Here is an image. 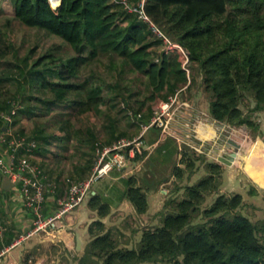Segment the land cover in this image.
Here are the masks:
<instances>
[{"label": "trees", "instance_id": "1", "mask_svg": "<svg viewBox=\"0 0 264 264\" xmlns=\"http://www.w3.org/2000/svg\"><path fill=\"white\" fill-rule=\"evenodd\" d=\"M144 9L170 40L188 51L189 67L197 64L203 91L209 94V118L219 123L244 125L260 133V122L254 121L252 114L264 112V0H145ZM11 12L21 24L59 37L73 51L66 59L50 51L28 65L33 48L21 59L23 67L16 66L21 74L19 86L38 82L41 92H49L51 96L35 97V106L28 105L24 109L21 106L16 115H49L51 104H60L71 92L83 96L76 115L97 114L104 100L102 88L91 80L74 83L70 79L101 55L120 58L131 70L146 78L149 94L140 106L160 98L163 93L188 89L192 82L181 68L180 55L154 49L159 47L158 40L117 3L61 0L57 8H52L47 0H11ZM10 80L14 77L0 74L2 111L8 109L11 101L20 104L17 96L9 101L3 98L5 85ZM30 97L23 96L22 100L29 101ZM65 124L60 127L62 130L67 128ZM38 128L29 136L37 142L35 152L43 153L46 149L38 145L42 142V128ZM150 129L159 136L158 128ZM48 142L45 140L43 144ZM169 143V138L164 139L157 143L155 151L164 150L166 156L176 154L179 150ZM180 152L183 167L174 166L172 170L177 179H181L185 171L187 177L192 174L196 162L202 158L184 149ZM145 153V149L140 154L135 153L134 160ZM206 168L207 175L192 185L183 186L179 200L175 201L174 197L165 200L157 213L160 224L152 230H143L136 248H117L109 230L101 232V218L109 213L110 203L98 193L89 194L86 205L96 211L99 219L87 227L91 240L76 264H85L87 259L90 264H264V217L252 222L242 215L238 209L243 197L239 193H219L203 208L206 195L219 184V166L206 163ZM119 181L123 185L120 198L127 200L136 213H145L148 202L143 184L133 176ZM175 189L173 192H177ZM247 193L255 195L257 189L250 185ZM47 210L45 207V214ZM198 216L201 221L194 223Z\"/></svg>", "mask_w": 264, "mask_h": 264}, {"label": "rangeland", "instance_id": "2", "mask_svg": "<svg viewBox=\"0 0 264 264\" xmlns=\"http://www.w3.org/2000/svg\"><path fill=\"white\" fill-rule=\"evenodd\" d=\"M3 29L6 30V38L14 45V47L8 49V55L4 58V60L0 57V73L2 72L14 77V80H10L6 83L3 98L4 100L9 101L11 100V97L17 96L20 100V106L23 107H21L22 109L28 105L35 106L37 103L35 97L45 98L50 97L51 95L49 92H41L38 87V82H29L19 86L18 81L20 80L21 74L19 68L17 67H23L21 59L24 58L30 49H33L34 47V52L32 55H29V60L27 61L28 65H30L37 57L50 51L54 53L55 56L63 59L72 56L73 51L59 37L47 34L42 29L29 28L20 24L15 18H13L11 12V0H0V30ZM154 49L158 52L160 51V47H154ZM177 61L179 63V60ZM193 64L194 65H190V67L188 65V71H185L187 72V77L192 80L189 88H183L182 90L175 91L170 95V98H172L175 94L176 98V102L171 106V109L175 108V106H178L182 102H186L187 106H178V110L171 115V119L167 123V127L165 129L166 132H164L171 133V128L174 127V133L177 140L183 141V139H185L184 141H186L188 145H191L190 149L187 151L195 157L202 155V158L200 157L201 160L196 162V169L188 177V172L185 171L182 173V180L178 179V183L181 184L179 185L180 187H177V189H175L176 187H162V190L164 189V194L162 195L157 193L159 200L154 201V204L150 206V209L147 208V212L138 214L130 206H126L125 208L119 207V209L110 208L109 213L101 218V221L103 222V229L101 232L104 233L109 230L110 237L115 241L117 248H136L142 231L147 229L152 230L155 226L160 224L157 211L162 209L165 200L169 197H174L175 201L179 200L183 196L182 186L192 185L208 174L206 163H214L208 161L204 162L206 161V158L208 159V157H210L212 161H215V163L219 166V174L217 175L219 178V184L216 190L206 195L202 207L204 208L209 206L214 197L219 193L226 195L239 193L243 197L242 205L238 209L242 215L249 218L252 222H256L264 217V187L259 188L257 186V194L249 195L247 190L251 184L248 182L249 179L240 171L242 169L240 168L241 164H239V162H235V164H233L235 157L230 164L221 160L222 158L227 160L224 156L227 154L229 155L234 150L236 151V155L237 152H240L241 150H243L242 154H245L249 147L251 149V154L250 156L247 155L245 157L247 162L245 167L247 169H250V165L252 163H262L264 161V112L259 111L252 114L253 120L260 122V133L259 131H253L246 128L244 125L234 126L222 123L224 127L221 128L213 123V125L216 126V138L214 137L212 140H200L197 138V132H195L196 120L198 118L199 120H209L207 111L209 94L203 91V87L201 85V73L198 70L197 64ZM86 80H91L94 85L102 88V96L104 100L100 105L97 114L86 113L76 115V107L79 100L83 96H78V98L68 96L66 100L58 105L51 104L53 111L49 115H44L42 117L32 115L26 117L25 115L17 113L13 119V121L16 120V122H12L11 125L16 132L22 131L25 135L35 134L36 130L39 129L38 126L42 128V133H40L42 137H40L42 144L38 143V145H40V148L48 151L44 155L47 163L51 165L57 164L55 165L56 168L52 166L50 170L55 172L60 170V174H54L55 178L58 180L60 178H65L66 176L78 179V175L74 173L76 172L75 166L82 163L85 164L87 163L86 161L92 162L95 159L93 163L94 165L103 146L104 148L109 147L119 138L132 140L138 137V129L140 131L141 125L146 123L143 115L147 113L150 118L153 115V109L157 108L160 104L159 102H167L168 100V98L164 100H162V98L161 100H158L157 98L154 101H146L142 106H140L141 101H144L145 97L149 94L146 78L142 74L131 70L127 64H124V62L122 63L121 59L117 57H111L108 55L99 56L97 59L92 60L88 65L81 67L78 75L75 78H71L70 82L81 83ZM28 95L32 97H30L31 99L29 101L22 100L23 96ZM39 106L40 105L38 104L37 107ZM35 110L39 113L38 108ZM166 117L167 116H165V118ZM184 121H186L185 133L187 132L188 134L186 137L178 134L179 131L176 128V125H179L178 123H182ZM65 123L67 124V128L62 130L60 127ZM227 128L229 129L228 131ZM158 129L160 133L159 136H161L163 132L160 131V128ZM199 131L202 138H207L209 137V134L212 133V129L210 127L207 128V131L206 129L200 127ZM114 135H116V137H114ZM48 136L51 137L48 138ZM227 139L234 141L238 146L234 147V145L231 144L230 146H226V144H229ZM45 140L49 141L46 146L43 144ZM138 141L139 143H137L136 146L139 149L140 145H142V136L137 138V142ZM91 143L95 144L94 147H91L93 150L89 147ZM45 147L50 150H47ZM96 147L98 151L95 150ZM34 151L32 153H34ZM122 151L126 152V149L123 148ZM138 153L140 154L141 152ZM157 153L159 152H154V154ZM159 154L156 155V157L165 164L168 157L164 154ZM180 154L182 153L180 152ZM242 154L239 156L240 160L238 159V161L242 160ZM134 162L135 163L129 165L127 161L125 165L119 169H124L126 167V174L136 173V176L134 177L138 181L140 177L138 176V173H141L143 167L145 168V165H142L140 170L138 168L141 163H138L137 165L136 161ZM127 165L129 166L127 167ZM263 166L264 163L262 168H260L261 174L258 175V180L256 182L254 181L261 186H264V182L261 183V179L264 177ZM46 167L48 168L47 165ZM117 170L118 169L114 171L118 172ZM149 172H152L150 178V182L152 184H154L155 180L162 178V175H156L158 172L157 166H152ZM64 173H68L69 175H64ZM253 173L255 174L254 170ZM114 175L117 174L115 173ZM111 176H113V173H109L108 171V173L100 180L104 177L107 179ZM99 182L100 186H95V183L92 186L99 187L100 190L103 189V191H108V189H110L108 185L109 181L103 180L102 182ZM254 182L252 183L254 184ZM157 186L158 187L155 185V187H153L155 190L154 192H157L160 189L159 185ZM174 189L177 190V192H173ZM9 190L13 191V188ZM9 190L2 191L7 193ZM167 190H170V192H167ZM105 193L108 194L109 192ZM151 203H153V201H151ZM87 208V205L86 207H82V209ZM75 211L77 212V209ZM86 213L87 214L82 217V224L77 225L76 229L72 231L73 242L71 248H64L54 236L41 232L38 236L40 235L39 239L42 237L43 240L39 241L38 238H36V240L34 237L37 235L24 240L21 244L8 251L3 259L4 262L12 264L15 259H18L24 248L21 261L23 264H76L77 259L85 252L86 246L91 240V235L88 234L87 227L92 221L99 219V216L94 210L89 209ZM64 221L65 218L61 220L63 225ZM193 221L194 223L201 221V216H198ZM76 234L80 239L78 246H75ZM85 264H90V260L87 259ZM139 264L147 263L142 262Z\"/></svg>", "mask_w": 264, "mask_h": 264}, {"label": "built area", "instance_id": "3", "mask_svg": "<svg viewBox=\"0 0 264 264\" xmlns=\"http://www.w3.org/2000/svg\"><path fill=\"white\" fill-rule=\"evenodd\" d=\"M109 1L119 4L126 13L133 15L136 21L144 25L150 36L158 40L161 51L177 52L181 58V68L188 71V51L170 40L150 18L144 9L145 0L134 2L130 0ZM175 102V94L172 98H168L167 102H159L157 108L153 109V115L146 123L141 125V131L144 132L154 126L160 128V131L164 134H168V132L165 133V129L171 115L178 110V106H187L186 102H182L171 109ZM20 107V104L14 100L6 111L0 110V127L2 128V131L0 130V176L8 177L12 183L11 188L17 191L20 197L22 208L30 213L32 218L30 227L26 232L18 235L8 246L0 248V264L8 251L24 240L41 232L52 233L60 230L62 227L61 220L89 196L94 183L99 181L111 169H119L124 166L128 158L134 157L135 153L141 152L143 149L142 145L139 149L136 146L139 143L137 138L141 135L132 140L119 138L111 146L101 149L89 175L77 181L67 179L69 183L64 193L56 199L55 209L50 214H43L42 206L45 195L55 194L57 185L54 179L49 177L43 168L30 158L31 153L37 146L36 141L29 135L13 133L11 125ZM165 116L167 117L165 118ZM123 148H127L126 152L122 151Z\"/></svg>", "mask_w": 264, "mask_h": 264}, {"label": "crops", "instance_id": "4", "mask_svg": "<svg viewBox=\"0 0 264 264\" xmlns=\"http://www.w3.org/2000/svg\"><path fill=\"white\" fill-rule=\"evenodd\" d=\"M29 28H33V27H29ZM5 32H6V30H4V29L0 30V36H1L2 41H3V43L0 44V57H1L2 60H4V58L7 57L8 49L14 47L12 42L6 38ZM56 46H59V45H56ZM56 49H57V47H56ZM34 50H35V47H34ZM32 53L30 55H32ZM56 57H58V56H56ZM0 74H2V72ZM101 95H102V91H101ZM170 95H171V93H169V94L168 93H163L160 96V98H158V100H161V98H162V100L170 98ZM68 96H74V97L78 98V95H76L75 93L71 92V93H67L66 94V96L64 97V100H66V98ZM52 111L53 110L51 108V112ZM195 113H197V112H195ZM84 114H86V113H84ZM143 118H144V121L147 122L149 120V115H147V113H146V114L143 115ZM214 122L215 121L210 119V118H209V120H199V118H198L196 120V123H195V127H196V131L195 132H197V134H196L197 138H199L200 140H209V139L212 140L216 136V126L213 125ZM178 124L179 125H176L177 126L176 128L179 131L178 134H181L182 136L184 135V137H186L188 135L187 132L185 133V131H186V128H185L186 121H184L182 123H178ZM200 127L203 128V129H206V131H207L208 127H210L212 129V133L209 134V137L202 138L200 136V131H199ZM171 129H172L171 133L162 134L161 136H158V137L156 136L155 131L153 129H150V128H148L144 132H142L141 130L139 131V129L137 131V135L138 136L139 135L142 136V147H143V150L144 149L146 150L145 155L142 158H140L138 160V162L136 161L137 165H138V163H141L140 167L138 168L140 170L142 168V165H145V168L143 167V170L141 171V173H138V176H140L138 181L141 183V185L143 184V188L146 190V196H147V202H148V208L149 209H150V206L152 204H154V201H156V200L158 201L159 200V197L157 195L158 194H162V195L164 194L163 193L164 189L162 190V187H171L172 188V187H175V186L176 187H180L179 185H181V184L178 183L179 182L178 179H176L172 175V168H173V166L183 167V165L180 162L181 155H182V154H180V150H181L180 143H186L187 144V142L184 141L185 139H183V141L177 140V138L175 136V133H174L175 132V128L173 127ZM13 133L14 134H19V132H16L14 130V128H13ZM23 134H25V133H23ZM114 137H116V135H114ZM166 138H169V142H170L169 145L172 146V147L176 146L179 151L177 150L178 152H176V154L174 153V154L168 155L167 156L168 159L166 160V163L164 164V162H161L160 159H158L156 157V155H158L159 153L160 154H164V150H162L161 152H159L157 154H154V152H155V146L157 145V143L163 142L164 139H166ZM173 140H175V141H173ZM46 145L47 144H45V146ZM94 146H95V144L91 143L89 147L91 148V147H94ZM170 146H169V148H170ZM45 148H47V147H45ZM103 148H104V146L101 149H103ZM47 150H50V149L47 148ZM95 150L98 151L97 147H96ZM185 151H187V150H185ZM242 151L243 150H241L240 152H237V155L235 156V161H234L233 164H235V162H239V164H241V166L239 165L240 168H242L240 171L243 173L244 176H246L249 179L248 182L251 184V186H254L256 189H257V186L259 188L264 187V186H261V185L255 183L258 180V175L261 174L260 168H262V165H263L264 161L262 163H252L250 165V169H247L245 167L247 165L245 157L247 155L250 156L251 149L248 147V149L246 150L245 154H242ZM46 153H47L46 151L43 152V153L42 152L37 153V152L34 151V153H31L32 155L30 156V158H31V160L33 162H35L39 166H41L43 168V170L49 175V177L53 178L54 181L56 182L57 190H56L55 194H57L56 195L57 197L54 196L55 194H52V195L46 194L45 195V199L46 200L43 202V206H42V213L45 214L44 213V208L48 207V210H47L48 213L47 214H50L56 207V199L58 197H60L64 193V190H65L67 184L69 183V182H67V179L70 180V181H77V180H81L82 178L83 179L86 178L89 175V173H90V171L92 169V166H93V163H94L95 159L92 162L91 161H86L87 163H85V164L82 163V164H79V165L75 166L76 172H74V173H76L78 175V177H77L78 179H73V178H70L69 176H66L65 178H62V179L60 178L58 180V179L55 178L54 174H60L59 173L60 170L57 171L58 173L55 172V171H51L50 170V168L52 166H54V168H56L55 165H57V164H52V165L48 164L46 159H45V157H44V155ZM241 154L243 155L242 158H241L242 160L238 161V159L240 160L239 156ZM228 156L229 155L227 154L224 157L227 158ZM134 161H135L134 157L128 158V164L129 165H131L132 163H135ZM207 161L215 163V161H212L210 157H208V159L206 158V161H204V162H207ZM174 163H176V164H174ZM46 165L48 166V168L46 167ZM129 165H127V167ZM152 166H154V167L157 166L158 167V172H157L156 175H162V178L159 179V180H155L154 184H152L150 182V178H151L152 172L150 173L149 170L151 169ZM125 168L124 169L123 168L118 169L117 170L118 172L114 171L116 169H112V170L109 171V173H113V176H111V177H109L107 179H105V177H104L102 180H99L101 182L103 180L109 181L108 185H109L110 189H108V191H103V189L100 190L99 187L92 186L90 194L98 193L102 197L106 198L109 201V203H110V208H112V209H119V207H124L125 208L126 206H128V207L130 206L131 208H133L132 205L127 200H122L120 198L121 191L123 190V185L119 181V179L123 178V177L125 178V177H128V176H133V177L136 176L135 175L136 173L135 174H133V173L126 174L125 173ZM263 168H264V166H263ZM253 170L255 171V174L253 173ZM115 173L117 175H114ZM64 175H69V174L68 173H64ZM174 178L176 179V181H175ZM1 179H2V177L0 176V248L8 246L12 241H14V239L17 238L18 235L26 232L28 230V228L30 227L31 218H32V215L22 208L21 203H20L21 202L20 201V197H19L17 191H15L13 189V191L9 190V192H7V193L3 192L4 190L1 188ZM179 180H182V177ZM99 181H97L95 183V186L96 185L100 186V182ZM251 181L252 182L255 181L254 184L256 186ZM261 181H262V179H261ZM146 185H148V188L146 187ZM155 185H156V187H158L157 185H159V187H160V189L157 192H154L155 190H154L153 187H155ZM167 185H169V186H167ZM10 189H12V188H10ZM170 190H167V192H170ZM105 192H109V193L106 194ZM165 192H166V189H165ZM87 198H85L84 201L82 202V204L79 207L76 208L77 212L75 211L76 209H74L71 213H69L65 217L64 225L62 224V227L60 228V230H58L57 232L47 233V234H50L51 236H54L55 239L58 240L62 244V246L64 248H68V249L71 248V245H72V242H73V232L72 231H74L76 229L77 225H81L82 224V221H81L82 217L85 214H87L86 213L87 211H89L88 208L87 209H82V207H84V206L86 207L85 202H86ZM149 198L151 199V201H153V203H151ZM44 203H45V205H44ZM160 208H161V206H160ZM78 211H79V213H78ZM90 212H92V211H90ZM39 237H40V235L39 236L37 235L34 238L35 239L38 238L39 241L43 240L42 237L40 239H39ZM23 253H24V248L21 251L20 256L18 257V259H15L12 264H21ZM4 257H3V259H4ZM1 264H7V262H4V260H3ZM9 264H11V263H9Z\"/></svg>", "mask_w": 264, "mask_h": 264}, {"label": "water", "instance_id": "5", "mask_svg": "<svg viewBox=\"0 0 264 264\" xmlns=\"http://www.w3.org/2000/svg\"><path fill=\"white\" fill-rule=\"evenodd\" d=\"M47 1H48V3L50 4V6L52 8H57L60 5V3H61V0H58L59 1L58 4H56V6H54L50 0H47ZM214 123H215V125H218L221 128L224 127V125L222 123H218L216 121ZM228 130L229 129L227 128V131ZM227 141H228L229 144H226V146H230V144L231 145H234V147H237L238 146L234 141H231L229 139H227ZM180 148L181 149H185V150H189L190 149V145H188L186 143H180ZM235 156H236V151L234 150L233 152H231L229 154V156L227 157V160L226 159H223V158L221 160L224 161L227 164H230L233 161V159H234ZM11 186H12V183L9 181L8 177L3 176L2 179H1V188L3 190H5V191H8L11 188ZM79 243H80V239L78 238V235L76 234V237H75V246H78Z\"/></svg>", "mask_w": 264, "mask_h": 264}, {"label": "bare ground", "instance_id": "6", "mask_svg": "<svg viewBox=\"0 0 264 264\" xmlns=\"http://www.w3.org/2000/svg\"><path fill=\"white\" fill-rule=\"evenodd\" d=\"M51 2H52V4L54 5V6H56V4H58V0H50Z\"/></svg>", "mask_w": 264, "mask_h": 264}]
</instances>
